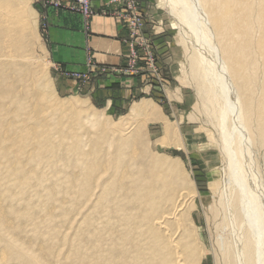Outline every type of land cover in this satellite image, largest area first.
I'll return each mask as SVG.
<instances>
[{
  "label": "rangeland",
  "instance_id": "374dc122",
  "mask_svg": "<svg viewBox=\"0 0 264 264\" xmlns=\"http://www.w3.org/2000/svg\"><path fill=\"white\" fill-rule=\"evenodd\" d=\"M8 1L14 5L0 15L11 20L24 58L8 71L0 50L4 264H33L31 256L40 264L238 261V226L244 234L248 227L242 216L235 226L224 203L233 187L220 149L219 107L207 101L202 77L192 73L195 39L168 2L111 0L121 24L122 61L100 65L92 54L78 73L51 61L42 8L81 12L69 0L68 7L54 5L61 0ZM252 54L238 82L252 99L246 160L257 165L264 189V65ZM167 128L176 134L166 136ZM150 171L155 189L170 184L154 203L148 199ZM188 194L186 214L178 223L168 219V231L149 221L173 213L180 195Z\"/></svg>",
  "mask_w": 264,
  "mask_h": 264
},
{
  "label": "bare ground",
  "instance_id": "6f19581e",
  "mask_svg": "<svg viewBox=\"0 0 264 264\" xmlns=\"http://www.w3.org/2000/svg\"><path fill=\"white\" fill-rule=\"evenodd\" d=\"M166 2L173 15L177 16L182 28H186L193 35L196 52L191 58L192 73L195 77H202V88L207 101L219 107V126L222 134L220 149L224 154L226 166L232 170V172L228 170L230 178L227 175V179H230L229 188L233 187L231 188L233 194L224 203L230 213L234 212L235 226H238L237 217L242 216L243 226L248 227V233L244 234L242 225L238 226L242 234L238 232L241 235L239 245L237 244L236 250L234 249L238 261L234 264H264V189L261 181H257L259 176L255 169L257 165L251 163L250 159L248 162L246 160V156L249 158L251 156L253 144L250 129L252 106L249 105L252 99L249 97V87L246 85L242 87V83L238 82L245 78L242 70L247 69L244 67L250 63L254 51L264 65V0H166ZM13 5L8 0H0V14L2 11L8 13V9ZM11 25L12 22L7 15H0V50L3 52V65L8 71L12 67L18 69L24 58V54L18 49L16 31ZM238 59H241L243 64L238 63ZM260 121H264L263 112L259 116ZM263 129L264 122L259 127L261 134L264 132ZM173 134H176L175 130L173 132L170 128L166 129V136L173 137ZM153 160L161 166L159 159ZM147 178L148 182L152 183L153 171L148 172ZM233 178H237L238 181H234ZM169 186L170 184L164 182L159 189H155L151 184L148 199L154 203L157 200L156 196L159 194L163 196ZM227 192L230 194L231 191ZM224 194L222 192L220 196H225ZM187 197L192 196L188 194L182 198L180 195L177 201L179 206L173 213H161L149 221H153L158 229L168 231L166 223L168 219L178 223L186 214L182 211ZM14 250L11 249L12 253H15ZM19 252L24 251L20 249ZM6 259L5 255H0V264L6 263ZM30 260L33 264H40L33 256Z\"/></svg>",
  "mask_w": 264,
  "mask_h": 264
},
{
  "label": "crops",
  "instance_id": "0c3cea01",
  "mask_svg": "<svg viewBox=\"0 0 264 264\" xmlns=\"http://www.w3.org/2000/svg\"><path fill=\"white\" fill-rule=\"evenodd\" d=\"M92 6L98 14L89 21L68 9L42 8L50 59L65 71L83 72L92 54L100 65L122 61L121 24L111 12L114 4L111 0H93Z\"/></svg>",
  "mask_w": 264,
  "mask_h": 264
},
{
  "label": "built area",
  "instance_id": "2783aa9c",
  "mask_svg": "<svg viewBox=\"0 0 264 264\" xmlns=\"http://www.w3.org/2000/svg\"><path fill=\"white\" fill-rule=\"evenodd\" d=\"M61 4H54L56 7H68L65 5V0H61ZM93 0H69L72 4V8L84 14L85 18L89 20L96 12L92 9Z\"/></svg>",
  "mask_w": 264,
  "mask_h": 264
}]
</instances>
